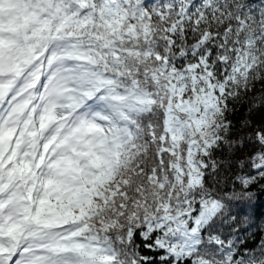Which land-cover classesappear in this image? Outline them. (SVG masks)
Returning a JSON list of instances; mask_svg holds the SVG:
<instances>
[{
	"label": "snow or ice",
	"instance_id": "obj_1",
	"mask_svg": "<svg viewBox=\"0 0 264 264\" xmlns=\"http://www.w3.org/2000/svg\"><path fill=\"white\" fill-rule=\"evenodd\" d=\"M255 187L264 0H0V264H264Z\"/></svg>",
	"mask_w": 264,
	"mask_h": 264
},
{
	"label": "trees",
	"instance_id": "obj_2",
	"mask_svg": "<svg viewBox=\"0 0 264 264\" xmlns=\"http://www.w3.org/2000/svg\"><path fill=\"white\" fill-rule=\"evenodd\" d=\"M247 117V113L243 108L240 109L238 114L233 118L234 122L237 123V126H239V123L245 120ZM253 191L256 193V198L254 202V206L251 208H246L245 211L248 212V214L252 215L255 219V223L260 226H264V190L260 189L259 187H255ZM258 229L256 227H253L251 232H249V237H251L253 232H257Z\"/></svg>",
	"mask_w": 264,
	"mask_h": 264
}]
</instances>
